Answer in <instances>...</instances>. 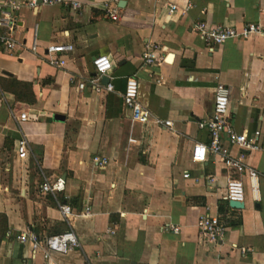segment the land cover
I'll return each mask as SVG.
<instances>
[{
    "label": "crops",
    "instance_id": "crops-1",
    "mask_svg": "<svg viewBox=\"0 0 264 264\" xmlns=\"http://www.w3.org/2000/svg\"><path fill=\"white\" fill-rule=\"evenodd\" d=\"M77 1L76 11L62 4L20 7L17 45L0 52V264H264V178L254 198L241 176L246 195L232 209L224 202L226 172L218 157L190 160L192 145L207 143L197 122L208 116L218 82L229 90L234 130L260 132L262 148L246 154L245 165L264 169V13L258 11L264 0H170L172 12L151 0ZM104 5L116 8V21ZM200 20L238 31L253 23L262 32L210 51L192 28ZM57 42L72 45L60 55L62 67L51 66L44 50ZM148 47L163 61L142 67ZM96 55L110 62L103 74L110 90L94 73ZM131 75L149 111L143 124L130 121L121 100ZM20 136L27 140L23 160L14 149ZM94 156L106 159L105 167H95ZM56 177L63 190L42 192L41 184ZM57 203L70 208L67 218ZM203 213L225 221L221 240L198 241ZM66 229L80 247L65 255L43 258L42 248L31 255L14 238L24 230L42 238Z\"/></svg>",
    "mask_w": 264,
    "mask_h": 264
},
{
    "label": "built area",
    "instance_id": "built-area-1",
    "mask_svg": "<svg viewBox=\"0 0 264 264\" xmlns=\"http://www.w3.org/2000/svg\"><path fill=\"white\" fill-rule=\"evenodd\" d=\"M0 0V52H7L14 49L17 41L13 34L18 26L17 12L20 7L27 6L33 8L36 5H52L62 4L76 11L80 8V3L77 0ZM154 3L161 4L168 12L176 11L177 7L170 0H151ZM189 5L182 7V12L187 10ZM105 15L112 21L118 19L116 8L103 6ZM258 11L264 13V7L258 8ZM193 30L198 34L203 41L204 46L208 50H212L215 46L220 45L227 39L241 38L245 39L251 34H260L261 28L257 24L246 23L240 29L227 25H209L204 20L195 22L192 25ZM35 30H33L31 43L28 49L35 51ZM48 56V63L53 67H62L64 59L60 56L62 53L72 51V45L66 42L50 43L44 48ZM163 61L161 56H156L152 48H146L142 53V67H150ZM91 64L94 73L99 77L105 74L110 69V62L105 55H96L92 58ZM83 83L78 84L81 89ZM105 89L110 90L111 85L105 84ZM228 88L222 83H216L213 88L211 110L207 117L197 122V127L204 130L207 135V143H194L190 150V160L192 162L202 163L206 160L207 153L218 157L220 166L226 172L224 184V200L243 202L244 186L241 176H245L252 196L256 197L257 179L259 176L264 178V169L256 171L244 163V157L253 151L262 148L259 142L260 132L253 131L250 135L234 130L228 120ZM123 105L129 110V119L131 122L143 124L149 117V111L143 107L137 100V82L133 75L127 77L124 81V87L121 94ZM19 120H24L26 115L20 112ZM163 125H169L168 121H163ZM234 146L238 152L231 155L228 147ZM15 156L19 160H23L27 154V140L24 136L16 139L14 144ZM106 159L98 156L91 158V163L102 169L106 165ZM188 172L183 171L182 177L188 178ZM195 180V178H194ZM211 177H206V182H211ZM64 187L63 179L60 177L54 178L52 181H46L41 184V191L44 193H55L62 191ZM57 208L61 216L67 218L70 215V208L61 203H57ZM89 208H84V214H87ZM197 239L199 242H216L221 240L225 229V221L217 215H209L206 213L200 214L196 220ZM172 231H177L176 227L169 226ZM15 240L19 243H25L30 247L31 255L42 248L43 258H47L49 253L65 255L67 252L76 250L80 247L79 241L73 231L66 229L60 233L48 235L39 238L33 232L24 230L15 235Z\"/></svg>",
    "mask_w": 264,
    "mask_h": 264
},
{
    "label": "water",
    "instance_id": "water-1",
    "mask_svg": "<svg viewBox=\"0 0 264 264\" xmlns=\"http://www.w3.org/2000/svg\"><path fill=\"white\" fill-rule=\"evenodd\" d=\"M39 2L40 1H38V3ZM100 82L105 85L108 82V78L105 75H101L100 76ZM227 204L232 209H239V208L242 207V203L241 202L228 201Z\"/></svg>",
    "mask_w": 264,
    "mask_h": 264
},
{
    "label": "rangeland",
    "instance_id": "rangeland-1",
    "mask_svg": "<svg viewBox=\"0 0 264 264\" xmlns=\"http://www.w3.org/2000/svg\"><path fill=\"white\" fill-rule=\"evenodd\" d=\"M244 195H246L245 187H244Z\"/></svg>",
    "mask_w": 264,
    "mask_h": 264
},
{
    "label": "trees",
    "instance_id": "trees-1",
    "mask_svg": "<svg viewBox=\"0 0 264 264\" xmlns=\"http://www.w3.org/2000/svg\"><path fill=\"white\" fill-rule=\"evenodd\" d=\"M225 203H227V201L224 200ZM220 207V206H219Z\"/></svg>",
    "mask_w": 264,
    "mask_h": 264
}]
</instances>
